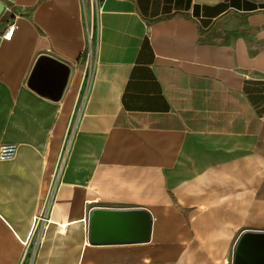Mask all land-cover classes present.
Instances as JSON below:
<instances>
[{
    "label": "crops",
    "instance_id": "1",
    "mask_svg": "<svg viewBox=\"0 0 264 264\" xmlns=\"http://www.w3.org/2000/svg\"><path fill=\"white\" fill-rule=\"evenodd\" d=\"M0 1V264H231L264 231V0ZM95 207L150 239L90 243Z\"/></svg>",
    "mask_w": 264,
    "mask_h": 264
},
{
    "label": "water",
    "instance_id": "2",
    "mask_svg": "<svg viewBox=\"0 0 264 264\" xmlns=\"http://www.w3.org/2000/svg\"><path fill=\"white\" fill-rule=\"evenodd\" d=\"M3 11L4 4L0 1V15ZM46 67L53 70L52 78ZM67 75L66 65L41 56L32 70L29 84L36 88L53 86L60 92ZM151 230L152 216L142 207H95L88 215V241L92 244L147 242ZM231 264H264V231L241 232L233 246Z\"/></svg>",
    "mask_w": 264,
    "mask_h": 264
},
{
    "label": "built area",
    "instance_id": "3",
    "mask_svg": "<svg viewBox=\"0 0 264 264\" xmlns=\"http://www.w3.org/2000/svg\"><path fill=\"white\" fill-rule=\"evenodd\" d=\"M7 1H11V0H7ZM93 3H94V7H96V10L97 11H100V0H91V6H93ZM12 31H13V26H10V28H8V32L6 34V38H10L11 34H12ZM84 97V96H83ZM73 125L70 126L69 128V132H68V135L66 137V141H65V145H64V148H63V152H62V156L60 157V162H59V165L57 167V172L55 173V176H54V182L57 181L58 177H59V173L61 172L62 170V167H63V163H64V160H65V156L68 152V149H69V146H70V143H71V136H72V130H73ZM16 150H17V146L16 144H4L2 146H0V160H11L15 157V154H16ZM37 220L38 218H34V220ZM41 219V218H39ZM25 256V255H24ZM23 256V258H24Z\"/></svg>",
    "mask_w": 264,
    "mask_h": 264
},
{
    "label": "rangeland",
    "instance_id": "4",
    "mask_svg": "<svg viewBox=\"0 0 264 264\" xmlns=\"http://www.w3.org/2000/svg\"><path fill=\"white\" fill-rule=\"evenodd\" d=\"M26 253L24 252L22 256H24ZM18 264H30V257L28 255L21 257Z\"/></svg>",
    "mask_w": 264,
    "mask_h": 264
}]
</instances>
